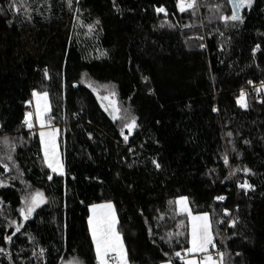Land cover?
Instances as JSON below:
<instances>
[{"label":"trees","instance_id":"obj_1","mask_svg":"<svg viewBox=\"0 0 264 264\" xmlns=\"http://www.w3.org/2000/svg\"><path fill=\"white\" fill-rule=\"evenodd\" d=\"M10 3L0 0V264H95L88 207L102 201L116 208L130 264H182L174 253L189 246V230L180 196L193 214H209L231 264H264V92H244L246 108L235 93L264 77V0L240 9L243 23L220 19L233 11L229 0H197L194 15L177 0H16L18 13ZM73 14L99 22L104 54L67 43L59 81L47 59L10 48L13 31ZM86 79L114 87L117 117ZM33 90L49 94L63 175L44 164L37 130L23 123ZM245 181L253 189L240 188ZM37 191L46 203L26 221L23 198ZM233 218L235 226L224 222Z\"/></svg>","mask_w":264,"mask_h":264},{"label":"snow or ice","instance_id":"obj_2","mask_svg":"<svg viewBox=\"0 0 264 264\" xmlns=\"http://www.w3.org/2000/svg\"><path fill=\"white\" fill-rule=\"evenodd\" d=\"M230 3L235 5L234 10L232 11L230 16H221L220 19L225 22L231 21H240L243 23V17L240 15V9L245 5L249 7L252 5L253 0H229ZM71 3V0H69ZM22 7V4L19 6L16 3V0H12V3L9 4V9L14 10L15 12H19ZM177 7L180 12H185L188 9H191L193 15L195 14L196 9L199 7L197 0H177ZM3 11V9H0ZM156 11L165 12L163 7H158ZM11 23V22H9ZM97 23H99L97 21ZM91 28V26H89ZM202 39V38H201ZM201 48L204 47L203 44L200 45ZM259 48V45L256 46ZM256 49H253L255 52ZM44 76L47 78L49 75L48 69H43ZM249 84H252V81H248ZM262 86H264V82H262ZM257 91H260L258 88ZM33 96L36 97V106H37V116L40 117L44 112L49 110L48 104V93H38L35 90L33 91ZM107 99V97H105ZM41 101H43V106L41 107ZM237 103L242 107L246 108L247 104L245 103V93L241 91L240 97L237 100ZM113 110L118 111L113 105ZM217 109L213 108V111ZM31 113H26L23 123L26 124L29 128L32 127L31 124ZM41 128L44 127V122L41 119ZM2 127V126H0ZM125 127L128 128L129 132L133 129L137 128L136 119L133 117L129 123L125 124ZM123 134V133H122ZM229 136L232 135L231 132L228 133ZM40 140L43 145L44 151V161L47 164L48 168L52 170L54 173H59L63 175V164L58 158L57 153V144H56V132H40ZM124 140L128 141V136H124ZM4 144H8V140L4 138ZM247 144L248 141H245ZM8 159H12L10 153L8 154ZM225 163H227V157L224 158ZM155 164L157 169L161 168V165L157 163L155 160L152 161ZM3 168L5 171L8 170V165L4 164ZM244 171H250L249 169H244ZM49 180H52V176H48ZM5 186L2 182H0V187ZM240 188L245 190L253 189V185L245 181L244 183L239 184ZM219 201H224L226 199L225 196H217L215 198ZM2 203V201H0ZM46 203V199L42 192H35L34 194H29L23 198V207L19 210L20 215L24 218V220H28L34 212L42 204ZM170 203H172L170 201ZM180 206V210L184 212H188V215L191 218V233L189 240V247L183 249L184 255H182L181 251H176L174 253L175 257L180 258L182 264H231L230 259H226V253L221 251L214 240V234L212 231L211 223L209 220V214L203 213L200 215L193 216L191 212L188 211L187 208V198L179 197L175 202ZM92 215L88 217V228L91 233L92 242L95 245L96 252V260L98 264H130V259L127 254V250L125 248V244L122 238L121 233L117 230V215L114 209V205L111 202H107L104 204L96 205L93 204L90 208ZM225 215H228V210L225 208ZM225 223L229 224V226H235V219L225 220ZM20 231V226H17L16 232ZM15 235V233H13ZM171 235V234H169ZM5 240L9 243L12 242L11 236H5ZM210 249L215 250V257ZM4 250L0 248V252ZM41 255L44 254V250L41 249ZM196 254H200V258L197 259ZM237 256L240 253H236ZM166 264H171V262H166Z\"/></svg>","mask_w":264,"mask_h":264},{"label":"rangeland","instance_id":"obj_3","mask_svg":"<svg viewBox=\"0 0 264 264\" xmlns=\"http://www.w3.org/2000/svg\"><path fill=\"white\" fill-rule=\"evenodd\" d=\"M245 6H248V5H245ZM231 13L232 12H230L227 16H230ZM89 26H91V28ZM97 35H98V27H97L96 19H92L90 21L82 20L81 18L73 14L72 17L69 16L67 20L62 24H54V25H48V26H42V27H36V28L35 27L21 28V29L13 31L10 35H7V38H8L10 45H12L10 46V48L13 51H18V53L21 52L25 57H33L36 59H43V58L47 59L51 65V75L53 76L54 79L59 81L60 76H61V68L57 65V59H58V56L61 54L64 46L67 43H75L83 51L85 55L100 57L104 54V52L96 45ZM84 83L92 90L100 106L108 114L112 115L114 118L119 115V104H118L117 94L115 92L114 87H112L109 84L98 83L90 79H86ZM33 91L31 92L30 101L28 102V110L26 113L32 114L30 117L31 124H32V127L37 130L39 139H40L41 131H44V132L55 131L56 132V144H57L58 158L63 164L60 150H59V142H58L59 127L57 125H54L49 119V113L51 109L49 94H48L49 110L47 112H44L42 116L38 117L36 97L33 96ZM35 91L38 93L47 92L45 90H35ZM105 97H107V99H105ZM239 97H240V93L238 94V99ZM113 105L115 106L116 109H118V111L113 110ZM42 106H43V101H41V107ZM41 119L44 122L43 128H41V123H40ZM40 143H41V140H40ZM41 150H42V155H43V162L47 166V164L44 161V151H43L42 143H41ZM49 170L52 172L51 169ZM64 173H65V170L63 167V174ZM55 174L60 175L59 173H55ZM0 182H2L4 185H7V181L5 179L0 178ZM183 197H186V196H183ZM107 202H111V201L91 203L88 207V217L92 215L90 208L93 204L100 205V204H104ZM22 207H23V201H22L21 208ZM114 209L116 211L115 206H114ZM116 215H117V211H116ZM117 221H118V217H117ZM87 222H88V218H87ZM117 230H118V223H117ZM190 233H191V228L189 231V240L191 238ZM90 236H91V233H90ZM93 249H94V256L96 259V252H95L94 244H93ZM198 255L199 254H196L195 258L199 259ZM66 264H79V262L68 261ZM163 264H166V262H164Z\"/></svg>","mask_w":264,"mask_h":264},{"label":"built area","instance_id":"obj_4","mask_svg":"<svg viewBox=\"0 0 264 264\" xmlns=\"http://www.w3.org/2000/svg\"><path fill=\"white\" fill-rule=\"evenodd\" d=\"M248 81H252L253 83L249 84ZM262 82H264V77H262V78H260L258 80H255V81H253L252 79H249V80L245 81V83H243V85L238 87L236 89L235 93L239 94V93H241V91L246 92L247 90L252 89V88H256V89L259 88L260 92H264V86H262ZM217 247L220 249L219 245H217ZM210 252H212L214 254V258H216L215 257V250L214 249H210ZM181 253H182V255H184L183 251ZM198 257L200 258V254L198 255ZM95 264H98V262L96 261Z\"/></svg>","mask_w":264,"mask_h":264},{"label":"crops","instance_id":"obj_5","mask_svg":"<svg viewBox=\"0 0 264 264\" xmlns=\"http://www.w3.org/2000/svg\"><path fill=\"white\" fill-rule=\"evenodd\" d=\"M178 200V199H177ZM187 208H188V211L189 212H191V209H190V206H189V204H188V201H187ZM177 210H178V212H180V213H182V214H186L187 216H188V230L190 231V228H191V218H190V216L188 215V212H184V211H181L180 210V206L177 204ZM203 213H205V212H200V213H195V214H193L192 212H191V214L193 215V216H195V215H200V214H203ZM207 213V212H206Z\"/></svg>","mask_w":264,"mask_h":264},{"label":"water","instance_id":"obj_6","mask_svg":"<svg viewBox=\"0 0 264 264\" xmlns=\"http://www.w3.org/2000/svg\"><path fill=\"white\" fill-rule=\"evenodd\" d=\"M232 7H233V10L235 8V5L233 3H231ZM243 8V7H242ZM240 11V10H239ZM76 86V84H74V87Z\"/></svg>","mask_w":264,"mask_h":264}]
</instances>
